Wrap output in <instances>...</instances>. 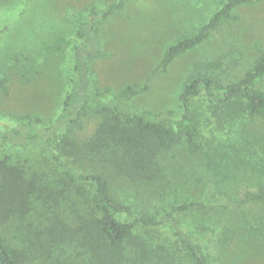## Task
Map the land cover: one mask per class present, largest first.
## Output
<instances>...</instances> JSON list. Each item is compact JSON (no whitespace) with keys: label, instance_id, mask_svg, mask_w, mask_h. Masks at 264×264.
I'll use <instances>...</instances> for the list:
<instances>
[{"label":"rangeland","instance_id":"374dc122","mask_svg":"<svg viewBox=\"0 0 264 264\" xmlns=\"http://www.w3.org/2000/svg\"><path fill=\"white\" fill-rule=\"evenodd\" d=\"M118 1L0 0V80H5L0 85V131L26 122V116L38 119L37 127L55 120L70 91L73 49L80 42L78 25L87 20L90 10L102 11ZM225 2L123 0L121 8L96 25L99 53L89 64L91 88L109 91L106 100H111L128 86L145 85L146 90L122 105L150 116L177 110L184 85L194 77L209 78L211 91L219 92L220 86L242 77L264 53V0L236 7L232 20L209 30L202 43L178 55L164 71L160 62L170 45L197 34ZM255 84L264 92V78ZM191 110L198 124L199 149L173 147L160 162L162 171L154 182L114 177L116 197L131 206L134 216L150 214L159 219L175 204L195 202L207 208V217L230 220V198L244 201L246 193L264 187V121L243 116L235 119L209 103L204 94L191 99ZM98 122V113L89 107L82 117L83 128L71 129L70 135L86 142ZM215 147L226 157L222 165L229 167L228 173L214 175L207 168L205 154ZM6 157L24 162L29 174L44 173L45 178L57 182V164L44 151L0 142V159ZM107 164L95 153L68 160L78 172L103 170ZM239 206L246 208L245 212L251 207L247 203ZM194 216L200 217V211L179 218L182 231L192 229L189 225ZM23 222L19 220L4 231L10 250L25 256L22 264H83L78 256L68 257L69 248L58 262L40 250L43 256L36 253L38 232L23 229ZM137 229L157 254L150 255L152 261L127 255L122 264H188L170 224ZM240 232L225 248L207 245L204 254L210 264H264V230ZM158 256L164 257L159 263Z\"/></svg>","mask_w":264,"mask_h":264},{"label":"trees","instance_id":"16d2710c","mask_svg":"<svg viewBox=\"0 0 264 264\" xmlns=\"http://www.w3.org/2000/svg\"><path fill=\"white\" fill-rule=\"evenodd\" d=\"M122 1L110 4L102 11L90 10L87 20L78 25L80 42L73 49L70 91L55 120L49 126L37 127L34 123L39 120L26 116V122L0 131L2 143L31 146L51 155L57 164L58 176L54 182L45 178L44 173L29 174V167L24 162L9 157L0 159V264L24 263L25 256L21 258L20 252L11 251L4 237L5 229L19 220L24 221L23 229L38 232L36 253L49 254L52 261L58 262L59 256L69 248L68 257L78 256L83 264H122L127 255L152 261L151 256L157 253L154 251V254L151 245L142 238L138 226L152 229L170 224L177 234V243L187 254L188 264H210L204 254L207 245L225 248L238 231L243 235L248 229L264 230L263 186L246 193L244 201L230 198L232 205L229 207L233 211L230 220L207 217V208L195 202L175 204L159 219L150 214L134 216L131 206L116 197L112 184L116 175L124 181L154 182L156 174L162 171L160 162L173 147L200 148L198 124L191 110L193 97L204 94L209 103L235 119L243 116L264 121V92L255 84L264 78V53L242 77L220 86L219 92L211 91V81L207 77L190 79L179 95L178 109L156 116L134 112L122 105L124 100L146 90L145 85L128 86L111 100H106L109 91L92 89L89 64L99 53L96 25L121 8ZM260 1L226 0L197 34L168 47L160 62L161 71L178 55L202 43L208 31L220 22L232 20V11L236 7ZM4 83V79L0 80V85ZM89 107L98 113L99 122L94 135L80 143L70 135V130L83 128L82 117ZM54 140L55 144L52 143ZM218 149L215 147L204 157L207 168L214 171V175L229 172V167L222 165L226 157ZM92 153L104 159L107 167L78 172L68 165V160L75 161L79 156ZM243 203L251 205L247 212L246 208L238 207ZM198 211L200 217L194 216L189 233L182 231L179 218ZM131 215L133 219L128 220ZM56 252L58 256L52 257ZM157 258L160 259L157 263L164 259Z\"/></svg>","mask_w":264,"mask_h":264}]
</instances>
